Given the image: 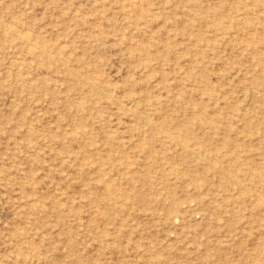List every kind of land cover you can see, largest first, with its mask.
Masks as SVG:
<instances>
[{"label":"rangeland","instance_id":"1","mask_svg":"<svg viewBox=\"0 0 264 264\" xmlns=\"http://www.w3.org/2000/svg\"><path fill=\"white\" fill-rule=\"evenodd\" d=\"M0 264H264V0H0Z\"/></svg>","mask_w":264,"mask_h":264},{"label":"bare ground","instance_id":"2","mask_svg":"<svg viewBox=\"0 0 264 264\" xmlns=\"http://www.w3.org/2000/svg\"><path fill=\"white\" fill-rule=\"evenodd\" d=\"M91 86V85H90ZM93 86V85H92ZM93 88H94V86H93ZM184 147V146H183Z\"/></svg>","mask_w":264,"mask_h":264}]
</instances>
